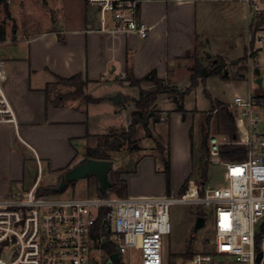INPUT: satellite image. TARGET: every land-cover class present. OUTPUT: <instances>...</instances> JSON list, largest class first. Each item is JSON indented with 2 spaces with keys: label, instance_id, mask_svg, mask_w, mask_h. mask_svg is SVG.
I'll return each instance as SVG.
<instances>
[{
  "label": "crops",
  "instance_id": "crops-1",
  "mask_svg": "<svg viewBox=\"0 0 264 264\" xmlns=\"http://www.w3.org/2000/svg\"><path fill=\"white\" fill-rule=\"evenodd\" d=\"M14 1L22 3L24 0ZM40 1L51 13L41 28L18 34L19 26L12 29L7 21L0 22L6 35L5 39L0 38V55L2 48L9 46L5 55L0 56L6 74L4 86L18 120L17 126L0 123V197L34 184L36 177L29 172L27 163L35 168L36 155L44 169L61 177L82 159L79 160L81 153L84 155L88 147L99 144L100 135L130 126L136 109L134 99L140 96L141 88L151 90L153 85L150 82H143L141 87L131 85L125 79L127 68L138 78L155 70L168 84L184 90L191 83L188 54L194 50L198 39L205 41L209 59L221 56L227 62H234L246 56L252 35L249 10L238 0L143 1L140 17L150 26L147 38L135 32L101 28L100 18L98 23L95 15L89 13L91 7L86 0H56L77 1L79 5L77 14L66 15L65 12L61 16L54 12L58 6L53 0ZM200 2L208 4L211 14L216 12L219 20H225L222 28L214 32L212 27L203 26ZM11 5L9 19L17 22ZM63 5L61 2L64 9ZM202 16L207 18V15ZM241 23L242 26H238ZM224 34L225 47L211 40L213 36ZM257 67H253V75L248 72L236 78L228 73L229 78L223 80L232 76L238 80L257 76V81L263 71V67H259L257 74ZM74 75H80L85 81L86 95L100 100L88 102L83 97H64L73 92L75 86L64 84L66 82L59 81L58 77ZM196 88L185 95L186 117L176 111L177 103L170 93L161 94L153 105L166 117L151 122L150 128L153 135L169 147L170 187L164 172V156L153 145L147 149L150 144L147 142L152 143L154 139L151 135L144 138V134L138 136L140 150L129 151L125 164L113 165V170L124 169L121 178L127 183V196H171L180 192L186 180L196 174L195 116L197 111L211 108L210 99L208 108L186 107L191 94L197 93ZM116 94L122 95L123 103L113 101ZM200 125L197 127L201 147ZM139 129L145 132L143 127ZM134 155L137 158L130 160ZM114 158L110 159L113 163Z\"/></svg>",
  "mask_w": 264,
  "mask_h": 264
},
{
  "label": "built area",
  "instance_id": "built-area-1",
  "mask_svg": "<svg viewBox=\"0 0 264 264\" xmlns=\"http://www.w3.org/2000/svg\"><path fill=\"white\" fill-rule=\"evenodd\" d=\"M143 1L86 3L99 13L101 28L147 38L150 26L140 17ZM238 1L249 10L252 35L247 56L254 62L264 52V0ZM5 80L0 59V123L17 126ZM258 105L264 108V96H236L230 103L238 111L234 114L239 143L248 149L246 158L223 159L221 146L230 138L209 137L211 160L224 166L225 185L204 186L191 179L180 196L46 193L41 185L44 165L36 155L34 184L0 197V264H166L164 244L173 231L170 206L174 203L207 207L213 214L214 238L209 247L193 251L184 264H264V133L258 131L260 115L254 112ZM114 253L118 261L112 258Z\"/></svg>",
  "mask_w": 264,
  "mask_h": 264
},
{
  "label": "rangeland",
  "instance_id": "rangeland-1",
  "mask_svg": "<svg viewBox=\"0 0 264 264\" xmlns=\"http://www.w3.org/2000/svg\"><path fill=\"white\" fill-rule=\"evenodd\" d=\"M63 2L64 9L60 6V3ZM11 3H13L11 5ZM53 3H55L58 7L57 10L54 12L57 15H60L66 12L67 14H77L79 12V5L77 1H56L53 0ZM10 5L13 9V13L15 14L17 18V22L9 17H11L12 13L10 11ZM206 4H203L202 2L199 3V8L201 12V18L204 20V27H212L213 31L215 32L219 28H222V26L225 24V20L222 18L219 20L218 14L214 12L211 14V10L209 9V5L205 6ZM90 14L95 15V19H97L99 23V13L97 10L93 7L89 9ZM207 15V18L203 17L202 15ZM51 13L48 10V8L40 1V0H24L22 1H14V0H7V3H0V22L7 21V24L12 26V29H16V27H20V32H24L26 30H35L38 28H41L45 22L46 19L50 18ZM242 26L241 24H238V26ZM212 31V29H210ZM10 34H13V31H10ZM17 34V35H18ZM246 34V33H245ZM224 35H218L211 37V40L214 41L215 44L219 46L224 45L225 39L222 38ZM247 35V34H246ZM197 48L196 53L197 57L200 62H202L205 65H209L211 61H214L217 58L222 59V61L225 63L223 66V71L228 72L230 75L232 74L234 77H243L246 75V73H250L253 75V67L259 66L263 67L262 76H264V52H259V59H257L255 62H252L248 59V56H246L242 59H239L234 62H227V60L221 56H212L211 59L208 58L206 55V43L204 40H197ZM9 48V46H4L1 50V55H5L6 49ZM4 53V55H2ZM194 53V52H193ZM192 53V54H193ZM190 58V57H189ZM191 65L194 63V59L191 57ZM261 62L263 64H259L258 62ZM231 77L229 80H223L219 76H211L207 78L205 83H200L198 87L196 88L197 93L193 92L191 96L189 97L186 107L191 109H205L209 107V98H207L205 94V90L209 91L213 98L226 102L231 103L235 96L242 95L245 97H248L249 95H254L256 97L258 96H264V80L263 82L257 83L255 80V77H247L246 79H235L234 77ZM152 83V82H150ZM69 85L68 83H64ZM142 85V84H141ZM141 85L139 87H141ZM153 89H155V84L152 83ZM137 86V85H133ZM85 86L83 87V92L85 93ZM76 86L73 91H75ZM172 96H174V93H170ZM231 111L234 113H238L235 109L233 110L230 106V104H227ZM155 110L154 108H152ZM208 110H202L196 112V127L194 129V136H195V161H196V174L192 177V179L201 180L200 171H199V164L201 161L208 160L210 163L207 180L203 183L204 186H222L225 185V177H224V166L217 160H211V155L206 153L202 148L200 147V133L198 130L199 123L203 121V119L208 114ZM254 112L256 114L260 115V122L258 126L259 134L264 133V108L261 105H258L254 108ZM163 114V113H162ZM216 115V113H214ZM235 115V114H234ZM236 119V117H235ZM129 127H126L125 129H117L116 131L122 132L123 130H128ZM141 131V132H139ZM137 138L140 135H144V138L148 137V134L143 132L139 129ZM226 135L223 132V129L220 125L217 124L216 118L213 117L211 126L209 128V135ZM102 140V139H101ZM150 144H147V149L151 148V145L156 147L155 142H147ZM144 144L146 142L144 141ZM129 149L127 145L120 150V152H113L111 153V156H115L114 160V166H119L120 164L124 163L129 158ZM86 154L84 155L81 153L80 158H85ZM131 157V155H130ZM133 157V156H132ZM137 158L136 155H134L133 158H130V160H135ZM79 162V161H78ZM27 168L31 175H34V177L37 176V167L35 164V168L32 167L31 163H27ZM114 171V170H113ZM62 177V176H61ZM61 177L56 174H50L48 170L44 169V175L43 180L41 182V185L43 187L51 186V187H57L61 183ZM111 179V177H110ZM59 194H62L64 196H78V197H85V196H96L101 195L100 193V186L98 179L95 175H90L85 178L78 179L74 182H70L68 186L63 190L60 191ZM174 196H180L181 193L177 192L173 194ZM199 215H203L206 217V225L202 228H200L196 233L194 232V225L196 217ZM170 216H171V222H172V233L166 237L165 244H164V255L166 264H184L185 262V256L187 251H201L203 248H208L211 240L214 238V221H213V214L211 210H209L207 207L197 206L195 204H188V203H174L170 206ZM106 256V253L104 254V257Z\"/></svg>",
  "mask_w": 264,
  "mask_h": 264
},
{
  "label": "trees",
  "instance_id": "trees-1",
  "mask_svg": "<svg viewBox=\"0 0 264 264\" xmlns=\"http://www.w3.org/2000/svg\"><path fill=\"white\" fill-rule=\"evenodd\" d=\"M44 2H46L44 0ZM1 3V2H0ZM0 38L5 39V27L0 25ZM197 45L194 50L188 54V57H192L195 61L190 66L191 74V83L186 89H178L177 87L171 86L164 79L160 78L157 72L151 71L148 75L143 78L136 77L130 68L126 69L125 79L131 83V85L140 86L143 82H152L155 84V89L145 90L140 89V96L134 99L136 104V109L132 113V120L129 126V129L123 130L122 132L113 130L108 134L100 135L99 144L96 147H88L86 151V157L88 158H97V159H111V152H117L122 150L125 145H127L130 152H136L140 150L138 144V129L143 127L145 132L148 135H151L156 144V149L164 156V172L167 176V186L170 187L171 183V162H170V153L169 147L166 146L160 137L153 135V132L150 128L151 122L161 121L162 112L153 110V105L158 100V97L163 93H174V101L177 103L176 111L181 112L183 117H186L188 111L185 108L184 100L185 95L189 94L193 89L198 87L202 82L205 83L207 78L212 75H218L222 79H228V72L223 71V66L225 63L222 59L217 58L214 61H211L209 65H205L199 61L197 54H195ZM194 52V53H193ZM193 53V54H192ZM59 81L66 82L76 86L75 91L63 95L68 98H78L83 97L88 102H97L100 99L94 98L90 95H86L83 92V87L85 86V81L82 80L80 75H74L70 78L58 77ZM206 96L210 99V110L208 114L203 119L200 125L201 131V148L206 153L210 154L209 149V128L213 117L216 118V122L221 126L223 132L230 138V143L224 144L221 146V156L226 160H241L247 157L248 149L244 144L239 143L240 134L236 124V119L234 113L231 111L227 103L217 100L212 97L209 91L205 90ZM216 113V115H214ZM102 139V140H101ZM210 163L208 160L201 161L199 164V171L201 180H198L203 184L207 180L208 170ZM196 169V167H195ZM124 172V169H116L110 173L112 186L109 189V192L117 193L120 196H127V183L121 178V173ZM192 176L186 180L183 187L180 190L181 195L185 193L188 188L189 181L192 179ZM46 193H59L54 189L46 186L43 188ZM109 248V247H108ZM193 252L187 251L185 259L191 257Z\"/></svg>",
  "mask_w": 264,
  "mask_h": 264
},
{
  "label": "water",
  "instance_id": "water-1",
  "mask_svg": "<svg viewBox=\"0 0 264 264\" xmlns=\"http://www.w3.org/2000/svg\"><path fill=\"white\" fill-rule=\"evenodd\" d=\"M1 3H7V0H0ZM256 73H260V68H256ZM263 77L259 76L257 83H262ZM113 101L117 104L123 103L122 95L116 94L112 97ZM113 161L109 159H97L85 157L81 159L78 163L68 168L61 177V183L57 187H51L57 192L63 191L70 182H74L78 179L85 178L90 175H95L98 179L100 186L101 195L105 196L108 194L109 189L112 186V181L110 179V173L113 171ZM206 225V217L199 215L196 217L194 232L196 233L200 228ZM115 261L119 260L117 253L112 255ZM260 258V256H259Z\"/></svg>",
  "mask_w": 264,
  "mask_h": 264
},
{
  "label": "bare ground",
  "instance_id": "bare-ground-1",
  "mask_svg": "<svg viewBox=\"0 0 264 264\" xmlns=\"http://www.w3.org/2000/svg\"><path fill=\"white\" fill-rule=\"evenodd\" d=\"M243 130L246 131L245 127L243 126Z\"/></svg>",
  "mask_w": 264,
  "mask_h": 264
}]
</instances>
